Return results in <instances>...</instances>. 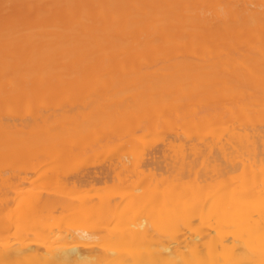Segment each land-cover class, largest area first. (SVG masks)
I'll return each mask as SVG.
<instances>
[{"label":"bare ground","instance_id":"obj_1","mask_svg":"<svg viewBox=\"0 0 264 264\" xmlns=\"http://www.w3.org/2000/svg\"><path fill=\"white\" fill-rule=\"evenodd\" d=\"M0 264H264V0H0Z\"/></svg>","mask_w":264,"mask_h":264},{"label":"rangeland","instance_id":"obj_2","mask_svg":"<svg viewBox=\"0 0 264 264\" xmlns=\"http://www.w3.org/2000/svg\"><path fill=\"white\" fill-rule=\"evenodd\" d=\"M87 95H89V94H93L92 92H88V93H86ZM77 97H80V96H78V95H73V96H67V97H63L62 98V102H64V103H66L67 101H70V98H72V100L71 101H77V100H75V98L76 99H78ZM85 97V99L88 101V100H93V98L95 99V96H93V95H91V96H84ZM87 97V98H86ZM92 97V98H91ZM67 98V99H66ZM69 98V99H68ZM110 99V98H109ZM66 100V101H65ZM50 101V100H49ZM48 101V102H49ZM53 100H51V102H52ZM51 103L49 102V105H50ZM20 113L22 112V113H25V112H27V111H23V110H21V111H19ZM107 150H108V152L110 151V149H111V147H112V143H108L107 144V146L105 145L104 146ZM103 147V149H100V151L102 152V153H104V151H105V153H104V155L102 154L101 156H99L100 154H101V152H100V154H95L97 157L99 156V157H101V158H97V162L99 161V160H105V156L106 155H108V154H106V153H108V152H106L107 150L105 149ZM109 148V149H108ZM96 151H98V150H96ZM99 152V151H98ZM23 155V154H22ZM91 156H93V152L90 154V157ZM21 157V156H20ZM23 157H24V155H23ZM23 157H22V159L21 158H18V159H20L21 161H18V162H16L17 161V158L15 159L16 161L14 162L13 160H10V163H14V164H10V166H9V168L11 169L12 168V166L11 165H14L13 167L14 168H16V169H14V168H12L14 171H16L17 169H18V171H20V173L21 174H24V172L22 173V171L24 170V168H25V170H26V168H27V165L28 166H30V164L32 165V163H33V160L31 159V157H28V158H26L27 156H25V160H28V161H24V159H23ZM90 157L88 158V159H90ZM32 160V163H31V160ZM92 159H94V160H96L95 159V156H94V158H92ZM30 160V161H29ZM94 160H92V162L94 161ZM11 161H13V162H11ZM90 160H88L87 162H89ZM91 161L88 163V164H91L92 163ZM95 162V161H94ZM97 162L95 163V164H97ZM100 162V161H99ZM99 164V163H98ZM77 167H76V166ZM74 165V169H72V170H78V169H80L81 167L80 166H82V165H80V162L78 161L76 164ZM87 165V164H86ZM85 166V165H84ZM84 166H82V169H83V167ZM76 168V169H75ZM84 168H86V167H84ZM22 169V170H21ZM14 171H13V173H14ZM43 171V170H42ZM76 171H74V172H76ZM12 172V171H11ZM39 172L40 171H38V172H34L35 174H31V175H29L28 177H26L27 179H26V183L28 184V185H32V186H28L27 184H25V185H22L23 187H19V188H21L20 190H22V192L24 191V189H25V191L26 190H35L38 186H39V183H40V181H39V183H36L35 185L36 186H34V183H35V180H36V182H37V179L39 178L38 176H42L41 174H42V172H40V174H39ZM19 173V172H18ZM11 175V174H10ZM14 175H16V173H14ZM12 176V178L11 179H13V177H15V176ZM29 178V179H28ZM16 179V178H15ZM14 180V179H13ZM12 180V181H13ZM28 180V181H27ZM112 180H114V179H112ZM15 181V180H14ZM13 181V182H14ZM29 181L32 183V184H29ZM111 181V180H110ZM110 183H112V184H110ZM108 184L109 185H107L106 184V186L105 185H103V183H100V185H102V186H98V184H97V186L100 188V187H103L102 189H99V190H101L99 193H101L102 192V194H108V192H110L109 191V189L113 192L114 190H113V187L112 186H114V184H115V180L113 181V182H108ZM27 185V186H26ZM40 185H41V183H40ZM24 186H25V188H24ZM96 186V187H97ZM104 186L108 189V191L107 190H105V188H104ZM29 187V188H28ZM34 187H36V188H34ZM40 187V186H39ZM96 187H95V189H96ZM9 188H7L6 190H8ZM48 190V189H47ZM97 190V189H96ZM36 191V190H35ZM92 192V191H91ZM90 192V193H91ZM92 193H95V191L94 192H92ZM110 194H111V192H110ZM110 194H108V195H110Z\"/></svg>","mask_w":264,"mask_h":264}]
</instances>
